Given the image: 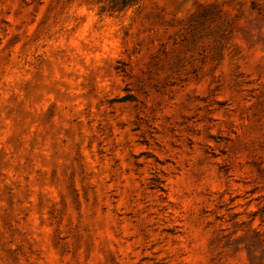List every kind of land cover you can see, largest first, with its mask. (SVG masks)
Listing matches in <instances>:
<instances>
[{
  "label": "rangeland",
  "instance_id": "374dc122",
  "mask_svg": "<svg viewBox=\"0 0 264 264\" xmlns=\"http://www.w3.org/2000/svg\"><path fill=\"white\" fill-rule=\"evenodd\" d=\"M0 264H264V0H0Z\"/></svg>",
  "mask_w": 264,
  "mask_h": 264
},
{
  "label": "trees",
  "instance_id": "16d2710c",
  "mask_svg": "<svg viewBox=\"0 0 264 264\" xmlns=\"http://www.w3.org/2000/svg\"><path fill=\"white\" fill-rule=\"evenodd\" d=\"M133 0H123V5H128L132 2Z\"/></svg>",
  "mask_w": 264,
  "mask_h": 264
}]
</instances>
